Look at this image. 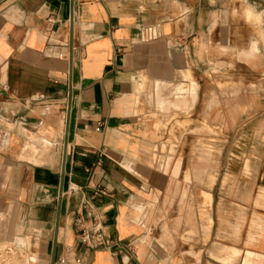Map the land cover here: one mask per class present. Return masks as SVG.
I'll return each instance as SVG.
<instances>
[{
    "label": "crops",
    "instance_id": "obj_1",
    "mask_svg": "<svg viewBox=\"0 0 264 264\" xmlns=\"http://www.w3.org/2000/svg\"><path fill=\"white\" fill-rule=\"evenodd\" d=\"M210 146L262 157L264 0H0V244L27 264H194Z\"/></svg>",
    "mask_w": 264,
    "mask_h": 264
},
{
    "label": "rangeland",
    "instance_id": "obj_2",
    "mask_svg": "<svg viewBox=\"0 0 264 264\" xmlns=\"http://www.w3.org/2000/svg\"><path fill=\"white\" fill-rule=\"evenodd\" d=\"M211 134L222 136L216 129H212ZM162 150L172 155L178 152L175 148L163 147ZM241 152L246 155L249 150ZM260 152L261 158L253 161L242 155L239 159L242 163L235 164L229 157L233 149L208 148L211 175L216 176L220 171L225 179L215 187L214 197L204 193L203 198H198L200 219L194 223L193 231H183L182 237L194 250V264H264V150ZM246 160L248 178L239 179L234 172L239 173ZM169 163L168 160L163 165V172L165 166L167 171ZM250 173L252 179H249ZM214 182H210L211 189ZM8 219L6 213H0L3 234L7 232ZM16 247L6 242L0 244L1 264L11 263L10 253L17 254V264H27L25 252Z\"/></svg>",
    "mask_w": 264,
    "mask_h": 264
},
{
    "label": "built area",
    "instance_id": "obj_3",
    "mask_svg": "<svg viewBox=\"0 0 264 264\" xmlns=\"http://www.w3.org/2000/svg\"><path fill=\"white\" fill-rule=\"evenodd\" d=\"M80 16V8H74V18ZM106 195L105 191L101 192ZM88 207V204L86 205ZM93 225L87 227L83 218L77 220L78 237L81 243L93 249L106 248V234L104 233V218L101 214L92 213ZM65 260H61V264H65Z\"/></svg>",
    "mask_w": 264,
    "mask_h": 264
},
{
    "label": "water",
    "instance_id": "obj_4",
    "mask_svg": "<svg viewBox=\"0 0 264 264\" xmlns=\"http://www.w3.org/2000/svg\"><path fill=\"white\" fill-rule=\"evenodd\" d=\"M66 158H67V148H66V150H65V154H64V172H65ZM62 197H63V187H62V189H61L60 198H59L58 223H59V219H60ZM55 257H56V245H55V247H54V253H53V258H52V264H55Z\"/></svg>",
    "mask_w": 264,
    "mask_h": 264
},
{
    "label": "bare ground",
    "instance_id": "obj_5",
    "mask_svg": "<svg viewBox=\"0 0 264 264\" xmlns=\"http://www.w3.org/2000/svg\"><path fill=\"white\" fill-rule=\"evenodd\" d=\"M242 15H244L243 16V18L245 17V18H250L251 17V15H250V13L249 12H245L244 14H242ZM170 164V163H169ZM166 166H165V170H164V172L166 173L167 171H166Z\"/></svg>",
    "mask_w": 264,
    "mask_h": 264
}]
</instances>
